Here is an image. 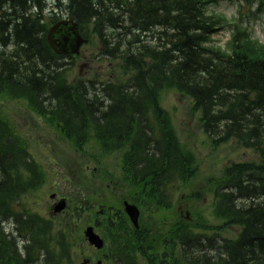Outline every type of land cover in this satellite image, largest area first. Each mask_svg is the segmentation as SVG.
Returning a JSON list of instances; mask_svg holds the SVG:
<instances>
[{
    "label": "trees",
    "instance_id": "16d2710c",
    "mask_svg": "<svg viewBox=\"0 0 264 264\" xmlns=\"http://www.w3.org/2000/svg\"><path fill=\"white\" fill-rule=\"evenodd\" d=\"M45 2L0 0V93L25 97L80 148L91 135L106 153L128 146L122 163L133 201L167 208L168 186L194 172L193 156L181 148L157 104L162 87L193 100L194 109L201 111V127L214 142L235 139L258 154L256 161L227 166L216 182L215 214L227 225L241 226L237 238L203 240L183 221L157 222L152 215L134 229L117 205L114 223L107 222L112 218L108 213L104 217L108 256L118 264H264V45L243 33L232 37L229 50L210 45L217 22L205 13L206 0H66V13L81 27L93 24L106 54L137 70L131 89L107 87L110 104L105 107L97 91L80 81L68 83L61 57L47 44ZM59 12L52 7L48 18L55 21ZM158 24L169 29L165 45L152 48L135 33L130 40L119 37ZM147 104L156 116L152 127L144 116ZM18 137L0 117V262L11 256L4 248L2 223L10 218L16 230L27 228V252L44 248L54 256V247L64 240L61 234L53 243L41 217L15 212L20 195L43 180ZM11 243L10 261H20L17 244Z\"/></svg>",
    "mask_w": 264,
    "mask_h": 264
},
{
    "label": "rangeland",
    "instance_id": "374dc122",
    "mask_svg": "<svg viewBox=\"0 0 264 264\" xmlns=\"http://www.w3.org/2000/svg\"><path fill=\"white\" fill-rule=\"evenodd\" d=\"M206 1L205 13L212 21L217 22L213 26L211 45L225 51L229 50L230 40L236 33L246 34L249 36L248 39L264 44V0ZM55 3V0H47L45 22L51 21L48 15L51 14L49 11ZM66 15L63 12V16ZM85 32L88 42L82 46L80 54L72 58H61L59 61L66 67L64 74L70 84L75 86L77 81L83 82L92 92L97 91L100 100L107 107L110 104V100L105 96L107 87L132 86L137 70L121 57L105 53L103 40L95 34L97 31L93 24H87ZM153 35L155 39L156 33L150 31L140 38L146 39L148 43H154ZM131 36L119 35L123 40L125 38L130 40ZM123 47L125 46H121V49L124 50ZM8 51H11L10 48ZM156 95L159 106L168 114L181 148L193 155L196 174L186 181L176 180V184L179 181L181 186H178L174 195H171L172 203L169 207L159 208L149 202L144 203L143 207L148 211L143 212V220L148 222L150 215L157 222L164 220V223L170 220L176 223L186 219L188 224L197 228L195 231L212 236L214 231H219L217 229L222 223L214 213L215 182L221 177L227 165L254 160L257 156L252 149L241 147L233 139L214 144L202 131L199 122L201 113L193 109L192 100L188 96L172 88H163ZM145 114L148 119V113ZM0 117L26 145L43 173L39 188L22 196L21 204L51 220L53 225L50 238L54 243L60 238L61 233L64 235V240L58 247L55 246L59 256H53L52 259L44 248H34V252H27L24 245L27 243L29 232L25 226L22 229L18 228L14 232L15 235L7 236L4 244L9 255L14 254L11 243L13 240L17 244L16 254L26 261L24 264H86L87 260L89 261L87 264H97L98 261L107 264L105 261L107 257L114 262H110L111 264H118V260L114 261V257L108 256L106 247L103 250H95L86 240L84 230L91 225L99 235H103L106 220L98 217L97 213L103 207H110L112 209L109 210L114 211L121 203L117 202L122 196L136 200L129 191L131 189L129 182H125V171L122 167L121 158L128 146L105 155L91 137L80 148L72 144L46 116L32 111L26 100L2 94ZM52 194L56 196L50 197ZM64 198L65 208L60 212L53 211L55 204ZM99 205H103L102 208ZM10 228L11 223L6 222V231ZM221 228L224 229L220 231L221 234L230 238L235 237L240 230L239 226L233 225H221ZM166 229L167 227L165 231ZM66 241L69 244H66ZM207 254L213 255L209 252ZM11 256L0 264L20 263L19 260L10 261Z\"/></svg>",
    "mask_w": 264,
    "mask_h": 264
},
{
    "label": "water",
    "instance_id": "95a60500",
    "mask_svg": "<svg viewBox=\"0 0 264 264\" xmlns=\"http://www.w3.org/2000/svg\"><path fill=\"white\" fill-rule=\"evenodd\" d=\"M62 24L61 26H70L69 30L66 32V35L64 37V40L71 41L73 42V38L75 37V41L73 44L67 46L64 44L62 36L59 35L63 31V27H59V25ZM58 29V37L54 38L53 35L55 33V30ZM48 40L50 45L58 52L60 53H77L79 50L80 45L83 42V39L77 32V24L73 22L72 20H66L57 23L55 26L51 27L48 33ZM64 207V202H60L56 205L55 211H60ZM125 211L130 217L131 221L135 226H137V221H138V216L139 212L138 209L134 205H130L128 203H125ZM85 236L87 237L88 241L90 244L94 245L97 248L102 247V240L99 238L98 235H96L91 227H88L85 231Z\"/></svg>",
    "mask_w": 264,
    "mask_h": 264
},
{
    "label": "bare ground",
    "instance_id": "6f19581e",
    "mask_svg": "<svg viewBox=\"0 0 264 264\" xmlns=\"http://www.w3.org/2000/svg\"><path fill=\"white\" fill-rule=\"evenodd\" d=\"M46 4H47V0H46V2H45ZM24 245V244H23ZM26 245H27V243L24 245L25 246V249H26Z\"/></svg>",
    "mask_w": 264,
    "mask_h": 264
}]
</instances>
